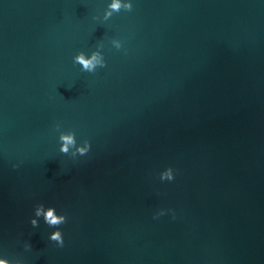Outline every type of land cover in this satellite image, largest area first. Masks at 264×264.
Returning <instances> with one entry per match:
<instances>
[{
    "label": "water",
    "instance_id": "water-1",
    "mask_svg": "<svg viewBox=\"0 0 264 264\" xmlns=\"http://www.w3.org/2000/svg\"><path fill=\"white\" fill-rule=\"evenodd\" d=\"M111 2L0 0V259L264 264V0Z\"/></svg>",
    "mask_w": 264,
    "mask_h": 264
},
{
    "label": "clouds",
    "instance_id": "clouds-1",
    "mask_svg": "<svg viewBox=\"0 0 264 264\" xmlns=\"http://www.w3.org/2000/svg\"><path fill=\"white\" fill-rule=\"evenodd\" d=\"M121 8H124L127 11H131L133 5L131 2L125 3L123 2V0H112V2L108 6V9L110 10L106 12V18L111 17L113 12H119ZM113 43H115L117 49L122 47V44L119 40H114ZM74 63L81 65L82 71L89 73L95 72L97 70V66H106V61L102 60L101 55L98 51H94L90 56H88L84 52H80L74 57ZM59 128L60 125L58 124L57 130H59ZM75 137V132H70L67 134L61 132L59 137L61 141L60 151L64 154H68L69 146L71 145L73 148H75V151L72 153L73 157H76L78 154L81 156L86 155L90 151L91 143L85 140L82 146L77 147V141ZM14 167H18V165H14ZM160 178L161 180H173L175 178L173 169L169 167L161 174ZM162 214L163 212L160 213V215ZM41 215L44 216V220L47 225H49L50 227H57V230L51 233L50 240L57 242L60 247H63L64 236L62 231L59 230L58 226L66 223L67 217L65 215H58L54 207H48L47 211L45 212V207L43 204H40L35 210L36 217H39ZM31 224L35 227L38 226L39 223L37 219L33 218L31 220ZM30 247V245H25L26 249H29ZM0 264H9V260L0 259Z\"/></svg>",
    "mask_w": 264,
    "mask_h": 264
}]
</instances>
